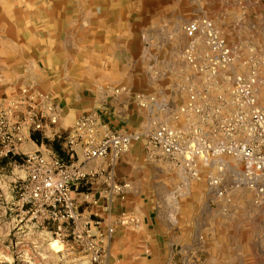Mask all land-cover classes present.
I'll return each mask as SVG.
<instances>
[{
    "label": "rangeland",
    "instance_id": "obj_1",
    "mask_svg": "<svg viewBox=\"0 0 264 264\" xmlns=\"http://www.w3.org/2000/svg\"><path fill=\"white\" fill-rule=\"evenodd\" d=\"M94 1L102 12V28L113 22L118 52L109 50L107 36L102 37L97 51H86L80 20L84 0H0V104L20 101L22 89L32 86L61 114L60 122L49 126L45 134L27 132L24 154L67 158L66 139L77 120L106 101L119 109L125 126L144 132L154 122L174 130L186 129L188 119L181 109L193 93L228 96L229 77L246 74L248 69L237 61L219 70V85H215L207 72L202 42L196 46L199 65L189 64L185 53L190 41L184 29L192 21L211 23L237 52L242 51V45L258 44V73L264 78L263 7H250L242 0ZM112 89L127 92L115 95ZM258 99L264 107L261 86ZM19 111L22 117L26 106ZM74 159L81 161V151ZM21 164L20 159H0V264H91L73 241L62 243L49 232L20 222L15 203L17 188L26 177L18 168ZM175 172L169 169L165 199L166 204L179 208L168 219L191 225L200 241L210 242V249L216 251L208 262L197 252L194 264H264V205L255 204L254 194L246 189L233 193L232 203L224 211L218 200L210 205L212 198L204 180L194 183L185 196L175 194L181 183ZM54 240L64 251L51 250ZM202 246L197 243L195 248L203 251ZM5 256L12 261H6Z\"/></svg>",
    "mask_w": 264,
    "mask_h": 264
},
{
    "label": "built area",
    "instance_id": "obj_2",
    "mask_svg": "<svg viewBox=\"0 0 264 264\" xmlns=\"http://www.w3.org/2000/svg\"><path fill=\"white\" fill-rule=\"evenodd\" d=\"M250 7H263L264 0H242ZM190 41L185 58L195 68L197 44L206 47L207 72L215 85L219 70L242 63L246 74L229 77V95L193 93L181 114L188 119L184 130H174L159 122L142 132H112L95 111L80 117L66 139L67 158H46L40 153H22L28 131L46 133L60 122L61 114L48 97L22 89L20 101L0 104V159H20L25 180L16 191V211L20 222L49 232L58 241H73L88 255L91 264H110V245L114 229L100 230L101 221L77 208L75 194L89 184L97 172L86 165L109 159V167L128 154L134 144H142L152 158L168 162L180 177L176 193L190 192L196 182L205 181L211 201L229 206L233 193L249 190L258 207L264 205V107L258 89L264 78L258 73L260 46L253 43L233 49L211 23L192 21L185 27ZM203 72V71H201ZM213 84V85H214ZM112 93H126L112 89ZM212 97V98H211ZM26 106L22 117L19 109ZM81 151V161L74 156ZM65 154V155H66ZM112 184V177L108 179ZM121 199L122 189L114 186ZM220 205L219 203H212ZM226 211V207L224 208ZM121 226L137 223L135 218H121Z\"/></svg>",
    "mask_w": 264,
    "mask_h": 264
},
{
    "label": "crops",
    "instance_id": "obj_3",
    "mask_svg": "<svg viewBox=\"0 0 264 264\" xmlns=\"http://www.w3.org/2000/svg\"><path fill=\"white\" fill-rule=\"evenodd\" d=\"M100 11L94 0H84L80 20L81 36L85 37L86 51H97L102 37L107 36L109 50L118 52V47H114L113 35L117 32L113 31V22L111 27L102 28ZM110 15L112 20L113 15ZM104 50L108 49L104 47ZM105 103L94 105L88 111L97 110L108 130L112 132L141 130L125 126V120L119 116V109L111 107L112 103L109 105ZM39 150L40 148L37 149ZM145 152L142 144H134L130 152L113 168L109 167V159L89 163L86 169L97 172V175L75 194L79 210L101 221L102 233L107 228L114 229L110 245V264H194L198 262V256L204 255L207 262L212 261L216 251L210 249V242L205 244L204 241H200V234L191 225L179 224L168 219V215L178 212L179 208L174 203L166 204L165 199L167 195L165 191H169V169L174 172L175 170L165 160L152 158ZM110 177L112 184L108 181ZM180 180L181 177L179 182ZM123 185H129V189H122L125 198L121 199L113 187ZM124 217L135 218L137 223L121 226L119 222ZM197 243L204 244L201 248L203 251L195 248Z\"/></svg>",
    "mask_w": 264,
    "mask_h": 264
},
{
    "label": "bare ground",
    "instance_id": "obj_4",
    "mask_svg": "<svg viewBox=\"0 0 264 264\" xmlns=\"http://www.w3.org/2000/svg\"><path fill=\"white\" fill-rule=\"evenodd\" d=\"M50 248L55 253H60V252L64 251V248L61 245V243L58 241H55V240L50 244ZM0 257H3V254H0ZM29 257H30V254L27 256V258H29ZM5 259L8 262L12 261V257H10V256H5Z\"/></svg>",
    "mask_w": 264,
    "mask_h": 264
}]
</instances>
